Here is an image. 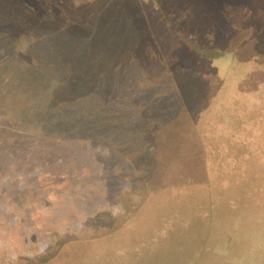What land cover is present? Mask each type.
Listing matches in <instances>:
<instances>
[{"label":"rangeland","instance_id":"1","mask_svg":"<svg viewBox=\"0 0 264 264\" xmlns=\"http://www.w3.org/2000/svg\"><path fill=\"white\" fill-rule=\"evenodd\" d=\"M82 1L88 0H33L32 9L50 19L51 8L64 2L77 10ZM248 1L130 0L131 9L118 0L114 7L124 17L135 13L137 27L142 8L154 37L149 44L130 26L124 36L133 48H83L69 29H42L50 32L46 45L31 46L34 37L25 33L14 62L1 59L9 49L0 53V80L12 74L0 89V199L24 201L27 190L38 203L0 212L1 264H264V0ZM85 8L79 16L88 21L99 5ZM6 36L0 31V39ZM56 65L74 75L62 70L63 78L56 77ZM93 79L86 108H72L75 117L40 99L48 94L59 102ZM19 81L25 91L17 93ZM171 91L189 112L178 107L156 165L141 158L148 182L130 197V214L98 226L90 216L113 190L134 181L114 169L127 174L131 162L113 152L99 177L101 165L80 138L107 140L118 131L136 140L140 111L154 109L155 98L161 105ZM91 190L96 196L86 197ZM69 232L81 238L63 248ZM35 235L50 243L39 259L29 253Z\"/></svg>","mask_w":264,"mask_h":264},{"label":"trees","instance_id":"2","mask_svg":"<svg viewBox=\"0 0 264 264\" xmlns=\"http://www.w3.org/2000/svg\"><path fill=\"white\" fill-rule=\"evenodd\" d=\"M117 1L118 0L82 1L79 4L80 9L77 10L69 6V5H76V3L64 4L65 2L64 1L61 3L59 8H56V10H54V7L51 8L54 14L50 16V19H48L47 17L49 15L43 14L41 17H39L35 13V11L32 9L33 0H0V31H6L7 35H11V36H6V38L12 39L11 41H7L6 38L0 39V53H3L5 49H9V52L4 54V57L1 56L2 58L1 57L0 58L4 63H8L9 61L14 62V60H16L17 58L16 54L21 52V50H17L16 46L24 43L22 37L23 34L25 33L30 34L28 36L34 37V41L32 42L33 44H30L31 46L46 45L47 35L50 34V32L45 30L40 31L42 29H48L51 32L63 31L64 33H65V29H69L67 31V34L68 36H70L72 42L74 44H77L79 41H82L79 46H82L83 48L94 47V46L109 48L115 44L116 45L119 44L120 46L123 45L125 48H133V46H131L132 43L130 41L125 42L126 36H124V33L129 29L130 26L132 31V32L130 31L131 33L137 35V37L140 40H142L143 38L145 45L149 44L150 39L151 38L154 39V37L152 36L149 23L146 21V18L142 15L143 12L141 11L142 8L138 10L139 26L137 27L132 23L133 22L132 18L135 13H132L129 9V11H127L128 16L124 17L123 14L119 12L113 5L116 4ZM244 1L248 3L250 2L248 0H244ZM83 2H87L88 4L85 5ZM92 3L93 4L96 3L97 5H99V8L95 10V14H92L91 18H89L88 21L85 19H81L79 16L80 12L87 5H91ZM125 4H129L131 9H133L134 7L130 3V0L127 2L125 0ZM224 9L226 10V8ZM90 10L92 9H88L86 10V12ZM59 11H63L64 13L72 11V17L66 18L65 15H61ZM114 13H119V14L113 18L112 16L114 15ZM11 16H15L16 20L15 21L11 20L10 19ZM35 24H37L38 26H35ZM33 27H35L36 31L38 30L36 33H34V31L31 30V28ZM172 37L174 38V35H171V39L173 40ZM56 69H57V72L55 74L56 77L63 78L62 70L68 73V77H72V75H74L71 73L72 70L64 69L60 65H56ZM87 69L88 72L91 70L89 67ZM8 74L9 75L6 77L5 75L3 76L5 79L3 78L2 80H0V89H2V91H4V89H7L5 84L12 76L10 72ZM109 74H110V70L106 72L103 75V77H97V78H106L109 77ZM88 76L89 74H85V73L82 75V77H86V78H88ZM241 80L242 77L238 79V81ZM94 82L95 79L85 83L84 86H82L80 89L81 92H77L74 90L71 91L69 95H66L65 98H63L62 100L60 99L59 102L55 97L48 94L43 95V97H41L40 99L46 101L47 103L46 105H50L51 110H56L63 107L66 110L65 113L67 115L69 116L71 115V117H75V115L72 114V108L78 109L79 106H80L79 109H81V106L86 108V106L84 105L85 95L90 90L89 88L92 87L93 84L95 85ZM59 84H62V82H60ZM46 85L50 86L48 83ZM13 88L17 93H20L21 90H23L22 92H24L25 84L23 81L22 82L19 81V83H16L13 86ZM48 112L49 110L46 113H42V115L48 117L49 116L48 114L50 113Z\"/></svg>","mask_w":264,"mask_h":264},{"label":"flooded vegetation","instance_id":"3","mask_svg":"<svg viewBox=\"0 0 264 264\" xmlns=\"http://www.w3.org/2000/svg\"><path fill=\"white\" fill-rule=\"evenodd\" d=\"M162 97L164 98V101L161 103V105L155 98L157 105H155L154 109L140 111L142 114L140 115V127L138 132L136 133V140L131 139L130 135H128L126 132H123V134H127L129 138L125 137L122 132L118 131H114L112 134H110L107 140L95 137L91 133L80 138L81 140L83 139L86 141L84 145L91 150V160L95 164L101 165L99 177L103 176L105 165H109L107 162L105 163L104 157L110 159L113 156V152L116 153L117 157L121 159L126 158L131 162V166L128 167L129 169L124 168L127 174H124V170L122 168L114 169V171H116V174H120L122 177H130V180L134 181L132 184H125L121 187H118L116 190H113L111 198L107 199L106 204L103 205L104 207L101 208V210H99L97 214L90 216L89 219L91 221L96 220L95 223H97L98 226L103 223L109 224L113 221L118 222L120 221L119 219H123L125 216L130 214V211L128 210V203L137 192L140 181L145 182V184L146 182H148L145 180L148 177L147 174H142V171L140 169L143 165H140L141 158L143 157L144 160L148 157L147 160L154 159L155 162L153 163H158V152L159 150L162 152V144H164L163 141H166L167 144V133L169 129H172V125L175 122L174 117H176L177 115L176 112L182 111V107H184V111L189 112L187 106L183 104L184 101L179 92L171 91L169 94H163ZM146 98L149 99L151 97L147 96ZM178 107H180L182 110L177 111ZM157 108L158 112L156 113L155 110ZM153 115H155L156 117H154ZM134 144H139V147L137 148ZM141 153H145L146 156H143V154ZM147 162L149 161H146V163ZM115 164L118 163H114L113 165ZM137 164L139 166H137ZM86 168L87 167L81 168L80 166L79 171H84ZM89 170L91 172L93 171V169L90 168ZM106 173H109V171L106 170ZM156 174L157 172H155V175ZM114 178L116 177L113 176L111 179L113 180ZM25 188L28 189L27 187ZM93 191L94 190H91V192L85 194V196H96L95 192ZM27 192V190L21 192L20 196L21 198H25L24 201L17 197V195H14L12 197L3 195L0 199V206L2 207L0 208V212L15 213L23 210L25 207H28L29 204L35 207L38 203L34 199H31L29 195L25 196ZM22 201L23 204H21ZM34 211L37 210L34 209ZM34 225L41 226L42 224L34 222ZM80 238V235L75 234L74 232H69V236L61 238L62 247H67V245H71L72 243H78ZM18 240L19 237L15 238V241L18 242ZM42 242L43 240H41L38 235H35L32 238L28 239V243L30 245V256L38 257L39 259L41 255L45 254V252L47 251L46 249L50 246V243L48 241H46L45 243ZM2 260L3 259H0V264ZM36 261L37 260H35L34 262ZM34 262L28 263L31 264Z\"/></svg>","mask_w":264,"mask_h":264}]
</instances>
